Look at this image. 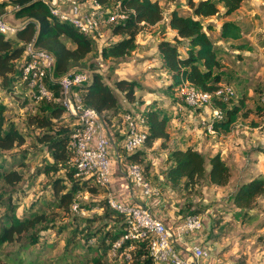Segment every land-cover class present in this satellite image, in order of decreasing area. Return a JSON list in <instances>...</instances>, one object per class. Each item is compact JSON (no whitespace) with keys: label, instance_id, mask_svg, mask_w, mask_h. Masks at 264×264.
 <instances>
[{"label":"trees","instance_id":"obj_1","mask_svg":"<svg viewBox=\"0 0 264 264\" xmlns=\"http://www.w3.org/2000/svg\"><path fill=\"white\" fill-rule=\"evenodd\" d=\"M95 1L104 6L119 4L126 13V18L121 23L109 28L110 36H117L118 39L101 48L103 58H122L129 55L138 47V32L143 27L153 26L163 19L158 0ZM242 1L188 0L190 13L182 14L177 9L170 11L166 24L174 31L172 40L161 39L156 44L160 67L167 71L171 80L168 84L170 89L177 90L181 81H187L206 92L226 86L220 74L222 48L204 29H210L211 24L204 26L201 18L218 14L220 6L224 15H230L239 8ZM8 5L11 6L12 15L19 19L20 23L17 24L14 37H6L0 33V89L14 93L15 89L20 87L28 100L37 103L36 111L26 118V126L39 129L31 134L32 145L44 150L48 160L37 168L36 174L48 176L60 170L64 171L63 176L50 180V198L37 197L22 215L16 214L17 202H13L6 192L0 191V205L4 206L0 219V264H39V253L25 263L20 257V252L34 246L42 247L43 250L53 248L55 240L51 243L42 242V235L48 241L51 235L57 239L64 231L69 233V236L63 238L64 250L73 253L81 248L84 251L82 256L74 258L69 264H153L149 256L147 237L140 240H123L112 254V245L122 236L126 223L122 213L109 207L106 196L80 205L85 207L89 204L100 210L85 216L75 215L72 204L78 193L98 195L106 190L95 185L92 177L78 178L73 173L69 162L71 152L67 148L68 139L74 130V126L71 127L73 120H67L64 108L56 100L59 96L57 80H53L48 86L50 97L38 101L29 98L26 84L20 80L19 67L25 43L33 41L36 46L49 52L55 60V74L60 76L75 69L78 62L93 51V41L79 33L67 21L51 13L43 0H3L0 2V9ZM219 37L227 41L241 39L242 30L238 22L223 21ZM236 49L242 50L244 47L238 44ZM137 85V82L125 79L112 82L114 88L124 91L128 100H133L134 87ZM112 86L97 72H93L89 83L75 87L82 103L96 110L105 124L113 122L121 114ZM233 95L234 93L212 98L211 109L222 113L220 119L210 122L211 129L216 133L230 131L238 118L247 117L250 113L245 98ZM5 110V105L0 102V184L12 187L22 180V173L11 166L12 164L6 163L2 151L23 145L26 134L15 123L6 120ZM259 110L263 111L260 102ZM140 115L147 127L143 148L126 153L121 146L116 147L121 160L125 163H137L146 177L149 166L141 165L146 156L144 148H151L152 144L158 141L161 148L167 149L163 160V177L173 186L187 189L201 180L216 186L228 183L229 166L219 153L206 156L189 144L167 148V126L171 118L162 108L155 104L147 105ZM111 125L114 127L116 123ZM120 139L121 136L115 132L116 144ZM24 151H27V148L22 150L21 159L25 156ZM263 194L264 178L257 176L238 183L228 200L238 209L236 215L248 217L252 215L250 210L256 207V199ZM56 217H67L68 220L57 223ZM14 243L17 244V250L3 251L6 246ZM118 259L120 262H116Z\"/></svg>","mask_w":264,"mask_h":264},{"label":"rangeland","instance_id":"obj_2","mask_svg":"<svg viewBox=\"0 0 264 264\" xmlns=\"http://www.w3.org/2000/svg\"><path fill=\"white\" fill-rule=\"evenodd\" d=\"M158 1L163 19L153 26L143 27L138 32L136 50L122 58H103L101 48L118 37H111L110 27L102 25L99 30L101 36L91 38L93 51L80 60L75 69L97 72L111 86L112 82L118 79L137 82L133 100H128L124 91L112 86L117 95L119 110L121 114L140 113L147 105L153 104L162 108L171 118L167 126L168 149L189 144L206 156L220 154L230 170L229 181L223 186L211 185L202 180L187 189L173 186L163 177V160L167 149L161 148L158 141L154 142L151 148H144L146 156L141 165H148L149 168L146 171L147 176L143 175L152 185L159 188L157 202L162 210L168 212L169 222L176 221L188 212L197 213L201 217L202 225L197 232L204 236L219 260L228 264H264V194L256 199V207L250 210L249 213L252 215L248 217L236 215L238 209L228 200L238 183L257 176L264 178V111L259 110L260 96L264 90V0H244L238 10L227 16L223 14L220 6L218 14L201 18L204 26L211 24L210 29L204 27L209 37L215 42H220L222 48L220 74L223 84L230 87L234 97L245 98L250 112L247 117L238 118L230 131L223 133L209 131L206 122L210 118L208 107L204 109L187 106L177 90L168 86L170 81L167 82L169 79L167 71L156 65L157 42L161 39L172 40L173 37L166 29L165 16H168L172 9H177L182 14L190 13L188 0ZM107 6L110 7L111 4ZM0 16L9 24L20 23V20L12 15L9 5L0 9ZM225 20L238 22L242 30L241 39L235 41L220 39L219 30ZM238 44L244 49H236ZM0 102L5 105L6 120L15 123L26 134L23 145L2 151L6 163L12 164L11 166L22 173V180L12 187L0 184V191L6 192L13 202H17L16 214L22 215L37 197L50 198V180L63 176L64 170L48 176L36 174L37 168L48 160L44 150L32 145L31 134L38 132L39 129L26 126V118L36 111L37 103L28 100L20 87L15 89L14 93L0 89ZM119 117L118 115L113 122L105 124V128L113 131L115 126L112 127L111 124L118 122ZM26 148L25 156L21 159L20 154ZM112 158L113 156L109 157L114 170L112 176L119 186V181H124L125 161L121 158L119 161L115 157ZM112 187H104L106 192L98 195L78 193L75 200L79 205L74 212L75 215L85 216L100 210L89 204L85 207L80 205L103 196L107 197V194H112ZM3 211L4 206L0 205V219ZM67 220V217L57 218L56 222ZM67 236L69 233L64 231L57 239L51 235L46 241L42 235V242L51 243L55 240V246L45 250L34 246L21 251L20 257L27 263L39 253V264H69L74 258L82 256L84 251L78 248L73 253L66 252L63 238ZM15 250L17 244L14 243L6 246L3 251Z\"/></svg>","mask_w":264,"mask_h":264},{"label":"built area","instance_id":"obj_3","mask_svg":"<svg viewBox=\"0 0 264 264\" xmlns=\"http://www.w3.org/2000/svg\"><path fill=\"white\" fill-rule=\"evenodd\" d=\"M43 1L51 13L67 21L79 33L89 38L101 36L99 30L102 25L111 27L126 18V13L119 4L108 7L95 0ZM16 29L17 24H9L0 16V33L15 35ZM54 66V57L49 52L36 46L33 41L24 44L19 74L21 82L26 84L29 98L38 101L50 97L48 86L56 79L59 86V96L56 100L64 108L67 119L73 120L74 130L68 139L67 148L71 152L69 162L74 175L78 178L92 177L95 185L109 188L113 174L110 152H113L116 159H120L115 151V132L121 136L122 149L126 153L134 152L143 146L146 139L147 127L144 119L140 113L123 112L118 122H115L113 131H110L105 128L100 114L82 103L75 89L76 86L90 82L91 72L72 69L57 76ZM177 93L191 108L208 107L210 118L206 122L211 132L213 130L210 122L222 117L219 110L211 109L212 98L233 94L227 85L218 87L213 92H206L187 81L178 84ZM260 104L264 111V90L260 96ZM124 179L126 187L131 192L135 190L146 202L150 203L159 198V188L146 180L137 163H125ZM107 202L111 209L125 216L126 223L122 236L112 245V254L123 240H140L147 237L149 256L153 264H226L213 254L208 245L194 241L186 242L184 239L201 228V217L197 213L188 212L168 225L147 203L120 202L111 194H107ZM77 207L75 200L72 210L77 211Z\"/></svg>","mask_w":264,"mask_h":264},{"label":"crops","instance_id":"obj_4","mask_svg":"<svg viewBox=\"0 0 264 264\" xmlns=\"http://www.w3.org/2000/svg\"><path fill=\"white\" fill-rule=\"evenodd\" d=\"M241 5H242V3L240 4V6ZM240 6H239V8H240ZM165 18L168 20V16H165ZM166 29L169 31L168 33H170L171 35H174V31L171 30L167 25H166ZM217 43L219 44L220 42L217 41ZM156 59H157L156 65L158 64L160 66V63L161 62H160V56H159V53L158 52H157V58ZM169 81H171L170 78L168 79L167 82H169ZM118 146H121V141H118L117 142L116 147H118ZM110 154H111V156H113V158L115 157L114 154H113V152H110ZM111 165H112V163H111ZM124 174H125V172L123 173V178H124ZM109 187H112L113 188L112 194L111 193L110 194L112 196H114L118 201H120V202H126V203H140V204L147 203V205H149L151 207L152 211L157 216H159L160 218H162L166 224L170 225V224L173 223V222H169L167 220L168 219L167 218L168 217V215H167L168 212L166 213L165 210H162V208H160L159 203L157 202V198L154 199L150 203L146 202L135 190H132V192H131L130 189H128L126 187L125 179H124V181H121V182L119 181V186H118L116 179L112 176L111 177V185ZM198 232L197 231L196 232H193L189 236L185 237L184 239L186 240V242L194 241V242L202 243L204 245H208V242L205 241L204 236L201 233H198ZM226 264H228V263H226Z\"/></svg>","mask_w":264,"mask_h":264}]
</instances>
